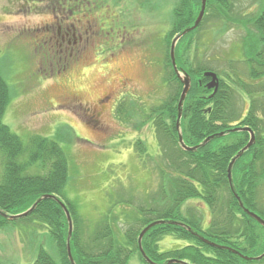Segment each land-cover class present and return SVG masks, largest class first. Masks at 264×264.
Masks as SVG:
<instances>
[{"label":"rangeland","instance_id":"obj_1","mask_svg":"<svg viewBox=\"0 0 264 264\" xmlns=\"http://www.w3.org/2000/svg\"><path fill=\"white\" fill-rule=\"evenodd\" d=\"M176 2L0 0V59L10 91L2 122L23 141L37 134L63 149L64 194L76 205L83 239L106 221L118 244L124 245V231L135 211L157 202L166 204L159 197L164 193L160 171L169 162L172 169L177 167L173 162L177 147L167 143L163 131L157 137L153 121L175 91L179 99L177 82L169 80L166 66ZM260 2L235 0L233 16L239 23L221 26L217 18L207 17L177 50L186 49L194 65L211 67L218 79L224 72L232 74V64L243 81L258 86L262 82L249 80L243 63L235 62L242 57L239 46ZM64 16L67 22H62ZM71 26L81 36L72 44L79 48L72 57L65 53L68 36L64 41L61 37L65 27L72 31ZM245 93L235 96L243 114L249 104ZM140 141L142 151L137 146ZM259 193L264 201V183ZM184 204V212L188 206L199 212L193 215H200L205 228L211 214L204 202L193 199ZM14 222L0 230L1 262L30 264L40 247L59 258L46 229L32 222ZM187 244L163 236L158 248L166 251ZM127 264L143 263L133 253Z\"/></svg>","mask_w":264,"mask_h":264},{"label":"trees","instance_id":"obj_2","mask_svg":"<svg viewBox=\"0 0 264 264\" xmlns=\"http://www.w3.org/2000/svg\"><path fill=\"white\" fill-rule=\"evenodd\" d=\"M234 1L206 0L201 23L180 39L177 46L198 32L207 17L217 18L221 26L238 22L233 16ZM200 7L201 0H177L168 36L174 37L192 26ZM248 25L250 29L246 28L245 37L239 46L242 57L235 63H243L247 78L252 82H262L258 86L248 85L233 72L237 71L235 66L229 64L232 74L223 73L217 92L212 95V90L206 87L209 78L204 77V73H215L214 70L205 64L194 65L189 52L185 49L182 53L176 46L178 68L191 78V88L183 103L179 128L188 147H194L205 138L232 128L247 127L254 133V143L232 167V183L243 205L264 220V201L260 199L259 193V187L264 183V0L250 17ZM166 66L170 68L169 80L176 82L170 61ZM215 74L218 76V73ZM181 89L182 85L178 81V98ZM240 92H246L249 101L244 114L236 104L235 96ZM255 94L261 96L255 98ZM9 95L0 59V211L16 215L29 209L40 197L56 196L66 205L72 219L73 231L69 245L75 264H127L133 253L143 264H147L139 253L137 237L145 226L156 220L183 224L156 225L142 237L141 245L145 254L157 264L171 259L189 264H258L264 261H246L228 250L205 244L186 229L190 227L206 239L233 248L248 257L264 252V228L239 207L227 179L228 163L247 144L249 132L237 131L215 138L194 152L182 150L177 142L175 128V91L171 102L159 109L160 115L153 121L157 137L163 131L167 143L177 147V155L174 160L171 159L177 167L172 169L173 165L167 163L174 174L168 173L167 167L160 171V189L164 193L159 197L165 199L166 204L161 206L157 202L156 206L135 211L130 225L124 231V245H120L114 230L106 221L90 230L83 239L76 205L64 194L67 181L65 152L55 140L37 134L23 141L2 122ZM159 141L163 149L164 143L160 138ZM138 143L142 151L143 142ZM193 199L204 202L210 210L211 218L205 228L200 224V215H193L199 213L194 207L188 206L186 212L183 210L184 203ZM19 220L46 229L59 252V258L56 259L40 247L30 264H70L66 248L68 224L55 200H42L30 215ZM14 223L0 215V230ZM163 236H172L189 244L160 251L158 242ZM0 264L4 263L0 261Z\"/></svg>","mask_w":264,"mask_h":264},{"label":"water","instance_id":"obj_3","mask_svg":"<svg viewBox=\"0 0 264 264\" xmlns=\"http://www.w3.org/2000/svg\"><path fill=\"white\" fill-rule=\"evenodd\" d=\"M205 6H206V0H201L200 11H199V14H198L196 20L194 21L193 25L188 27V28H186V29H184L182 32L178 33L177 35H175L174 38L171 41V44H170V51H169L170 63H171V66H172V69H173L174 73L176 74V77H177L178 81L182 84V90H181V93H180V96H179V99H178V103H177V117H176V122H175V128H176L177 134H178V144H179V146H180V148L182 150L187 151V152H194V151L198 150L199 148L205 146L207 143H209L210 141H212L215 138L223 137V136H225V135H227L229 133L237 132V131L238 132L239 131H241V132H243V131L249 132V141L247 142V144L242 149H240L236 153V155L228 163V166H227V179H228L230 190L233 193V196L235 197V199L238 201L239 207L243 210V212L246 215H248L249 217L254 219L259 225H261L264 228V220L261 219L259 216H257L255 213H253L250 210H248L243 205L240 197L238 196V194L236 193V191L234 189V186H233V183H232V174H231L232 173V167H233L234 163L236 162V160H238L254 143V141H255L254 133L247 127L232 128V129H229L226 132H220V133H218L216 135H211V136L205 138L200 144H198V145H196L194 147H187L184 144L183 137H182V134L180 132V128L179 127H180V119H181V116H182V107H183V103L185 101V98H186V96H187V94H188V92L190 91V88H191V79L186 73L181 72L176 67V63H175V47H176L177 42L180 39H182L186 34H188L193 29H195V28H197L199 26V24L202 21L204 12H205ZM204 77L210 78V81L207 84V88L213 90L212 94H215L217 89H218V85H219L218 77L216 76V74H214L212 72L204 73ZM47 198L55 200L57 202V204L61 207V209L63 210V212H64V214L66 216V220H67V224H68V232H67V239H66L67 256H68L70 264H75V262H74V260H73V258L71 256L70 245H69L70 237H71L72 230H73L71 217H70L69 211L66 208V206L56 196L47 195V196L40 197L39 199H37L33 203V205L29 209H27L23 213L16 214V215H7V214H5V213L0 211V215L5 217L6 219H8L10 221H15V220L22 219V218L30 215L34 211L36 206L42 200L47 199ZM165 223L172 224V225L183 226V224L179 223V222H172V221L170 222V221H165V220H157V221H154V222L150 223L145 228H143L142 231L140 232L139 236H138V239H137L138 249H139V252H140L142 258L145 260V262L147 264H157V263L151 261L146 256L145 252L143 251L142 245H141L142 237L153 226L161 225V224H165ZM186 229L190 233H192L195 237H197L200 241L204 242L205 244L210 245L212 247L219 248V249L228 250L231 253H233L235 255H238L240 258H242V259H244L246 261H257L258 262V261H261L262 259H264V253H262L261 255L256 256V257H248L246 255L241 254L239 251H237V250H235L233 248H230L228 246L218 245V244H216V243L204 238L203 236H200L198 233L192 231L191 228H189V227H186ZM163 264H188V263L184 262V261H181V260L171 259V260L166 261Z\"/></svg>","mask_w":264,"mask_h":264},{"label":"flooded vegetation","instance_id":"obj_4","mask_svg":"<svg viewBox=\"0 0 264 264\" xmlns=\"http://www.w3.org/2000/svg\"><path fill=\"white\" fill-rule=\"evenodd\" d=\"M62 20V19H61ZM67 20H68V18H67ZM57 21V20H56ZM67 22L66 20H65V16H64V19L62 20V22ZM65 23H62V25H64ZM72 27V26H71ZM60 28H59V26H58V30H57V33L59 32V34H60ZM71 30H69L68 29V27H65L64 28V32H63V35L64 36H61L62 37V41H64V39L63 38H65V36H68V47H66V50H65V53H67V54H69L70 55V57H72V55H73V52L75 51V50H77V49H79L76 45L75 46H73L72 44H77L78 42H77V40L76 39H78V38H81V36H80V34L79 35H76V30L74 29V27H72V31L70 32ZM177 88H178V82H177ZM97 116V115H96Z\"/></svg>","mask_w":264,"mask_h":264}]
</instances>
